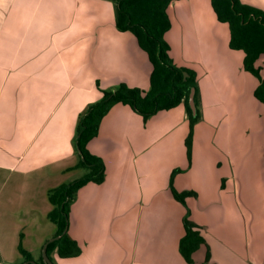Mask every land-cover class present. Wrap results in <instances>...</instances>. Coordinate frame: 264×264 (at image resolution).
<instances>
[{
	"label": "crops",
	"instance_id": "obj_1",
	"mask_svg": "<svg viewBox=\"0 0 264 264\" xmlns=\"http://www.w3.org/2000/svg\"><path fill=\"white\" fill-rule=\"evenodd\" d=\"M240 2L264 12V0ZM167 14L168 55L197 78L190 165L182 105L146 122L113 106L87 145L104 181L82 187L70 206L67 233L80 254L54 251L53 264H187L179 253L187 211L204 241L193 264H264V191L252 187L261 178L264 189L258 81L244 71L243 52L229 48L210 0H172ZM258 65L264 78V56ZM151 71L136 38L116 29L114 0H0V264L24 263L19 243L42 258L56 231L48 192L84 175L73 169L75 127L99 89L147 91ZM211 146L228 173L200 159ZM176 169L173 188L195 193L185 206L169 188Z\"/></svg>",
	"mask_w": 264,
	"mask_h": 264
},
{
	"label": "trees",
	"instance_id": "obj_2",
	"mask_svg": "<svg viewBox=\"0 0 264 264\" xmlns=\"http://www.w3.org/2000/svg\"><path fill=\"white\" fill-rule=\"evenodd\" d=\"M171 1L114 0L116 29L130 32L152 65L149 88L144 91L120 84L108 91L99 89L101 98L88 105L79 116L73 139L78 162L73 169H84L86 174L48 192L47 197L52 209L47 218L56 227L53 239L58 237L46 246V255L50 260L54 251L62 259L80 254V248L67 233L70 206L82 187L89 183L99 185L104 181V163L88 151L87 145L97 136L102 118L113 106L118 104L128 106L146 122L158 112L182 105L188 119V134L184 145L188 166L190 165L193 128L200 119L197 110L199 92L196 73L191 69L175 66L168 55L169 46L164 40V35L170 29L167 9ZM210 4L217 21L228 26L229 48L243 52L244 71L258 81L253 95L264 105V78L261 77V68L258 65L261 56H264V12L244 5L240 0H210ZM190 94H193L196 106L195 116L192 115L188 102ZM179 172V169L172 171L169 188L173 199L185 206L186 198L194 197L195 193L177 192L173 188V178ZM182 225L185 235L180 239L179 253L187 264H193L192 254L204 241L197 231L198 227L189 220L188 211L182 219ZM18 252L23 262L46 264L42 258L34 261L22 248L21 243L18 245Z\"/></svg>",
	"mask_w": 264,
	"mask_h": 264
},
{
	"label": "rangeland",
	"instance_id": "obj_3",
	"mask_svg": "<svg viewBox=\"0 0 264 264\" xmlns=\"http://www.w3.org/2000/svg\"><path fill=\"white\" fill-rule=\"evenodd\" d=\"M199 122V121H198ZM197 122V123H198ZM196 123V124H197ZM195 124V125H196ZM194 125V126H195ZM194 129V128H193ZM192 142H193V137H192ZM210 143V142H209ZM223 144H226L225 142H222ZM222 143H221V146H222ZM222 150V149H221ZM200 159L201 160H203V157H204V160H205V162H211V161H216V162H220V163H222V175H224V173H226L227 172V169H224V163H225V160L223 161L222 160V154H220L218 151H216V152H214V149H213V146H211V148L209 149V152H207L206 150H205V152L203 153V152H201L200 153ZM190 161H191V159H190ZM259 171V170H258ZM86 173V170H82V172H79V174H80V176H82L83 174H85ZM228 173V172H227ZM258 173V176L260 177V172H257ZM78 179V178H80V177H75V179ZM74 179V180H75ZM73 180V179H72ZM222 183H223V181H222ZM262 183H263V181L261 180V178H259L258 179V181H255V184H253L252 185V187L257 191V192H259V193H263V191H264V189L262 188V187H260L261 185H262ZM245 189V188H244ZM244 193L246 192V190H244L243 191ZM56 228V227H55ZM53 238V237H52ZM51 239V238H50Z\"/></svg>",
	"mask_w": 264,
	"mask_h": 264
},
{
	"label": "water",
	"instance_id": "obj_4",
	"mask_svg": "<svg viewBox=\"0 0 264 264\" xmlns=\"http://www.w3.org/2000/svg\"><path fill=\"white\" fill-rule=\"evenodd\" d=\"M188 102H189V106H190L191 113H192L193 116H195V115H196V106H195V104H194L193 94H190ZM57 238H58V237H56V238H54V239L52 238L51 240H49V241L44 245V247H43V249H42V259H43V261H44L46 264H53L52 261H51V260L47 257V255H46V246H47V244H48L49 242H52L53 240H55V239H57ZM33 263H34V262H33ZM23 264H28V262H24Z\"/></svg>",
	"mask_w": 264,
	"mask_h": 264
}]
</instances>
